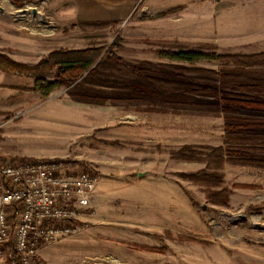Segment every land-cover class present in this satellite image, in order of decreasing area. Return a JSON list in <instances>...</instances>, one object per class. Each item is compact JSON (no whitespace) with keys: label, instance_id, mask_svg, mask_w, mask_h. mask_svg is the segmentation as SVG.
Wrapping results in <instances>:
<instances>
[{"label":"rangeland","instance_id":"1","mask_svg":"<svg viewBox=\"0 0 264 264\" xmlns=\"http://www.w3.org/2000/svg\"><path fill=\"white\" fill-rule=\"evenodd\" d=\"M263 1L0 0V53L18 62L118 44L46 97L0 70V153L101 179L45 264H264V87L239 77L264 80V59L233 60L264 52ZM188 49L224 57L165 55Z\"/></svg>","mask_w":264,"mask_h":264},{"label":"built area","instance_id":"2","mask_svg":"<svg viewBox=\"0 0 264 264\" xmlns=\"http://www.w3.org/2000/svg\"><path fill=\"white\" fill-rule=\"evenodd\" d=\"M100 180L63 159L0 153V264H45L39 249L83 227Z\"/></svg>","mask_w":264,"mask_h":264},{"label":"trees","instance_id":"3","mask_svg":"<svg viewBox=\"0 0 264 264\" xmlns=\"http://www.w3.org/2000/svg\"><path fill=\"white\" fill-rule=\"evenodd\" d=\"M116 47H118V44L114 42L110 45V47L101 46L90 47L86 49L59 48L51 51L46 57L42 58L35 65H28L18 62L6 54L0 53V70L20 76L34 78V88L37 89L43 97H46L60 85L79 78L85 73L92 72L94 65L102 57L106 56L109 59H115L116 56L113 55V51ZM165 55H168L173 59L188 62L224 57L215 53H208L195 49L173 50L171 52L165 53ZM260 59H264V52L252 55H238L235 56L233 60L236 65L241 63L240 65L244 66L246 64H250V62H255L257 60L260 61ZM52 75L55 76L54 79H50ZM239 77H243L244 79L246 78L248 81H253L258 87H264L263 79L249 78L245 72L240 73ZM178 88L193 93L199 92L201 89L199 87L183 83L178 84ZM249 102L250 104L252 103L251 101ZM216 151L222 154L223 148L218 147L216 148Z\"/></svg>","mask_w":264,"mask_h":264},{"label":"crops","instance_id":"4","mask_svg":"<svg viewBox=\"0 0 264 264\" xmlns=\"http://www.w3.org/2000/svg\"><path fill=\"white\" fill-rule=\"evenodd\" d=\"M262 4L264 5V1L262 2Z\"/></svg>","mask_w":264,"mask_h":264},{"label":"water","instance_id":"5","mask_svg":"<svg viewBox=\"0 0 264 264\" xmlns=\"http://www.w3.org/2000/svg\"><path fill=\"white\" fill-rule=\"evenodd\" d=\"M34 11H36V10L34 9Z\"/></svg>","mask_w":264,"mask_h":264}]
</instances>
